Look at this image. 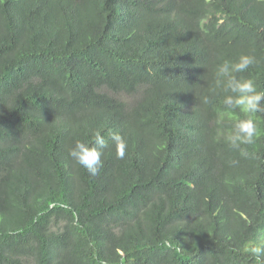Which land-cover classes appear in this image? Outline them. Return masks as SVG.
<instances>
[{
    "label": "trees",
    "instance_id": "1",
    "mask_svg": "<svg viewBox=\"0 0 264 264\" xmlns=\"http://www.w3.org/2000/svg\"><path fill=\"white\" fill-rule=\"evenodd\" d=\"M241 54L264 90V0H0V264H256L264 114L242 156L199 99ZM98 130L127 150L92 176Z\"/></svg>",
    "mask_w": 264,
    "mask_h": 264
},
{
    "label": "clouds",
    "instance_id": "2",
    "mask_svg": "<svg viewBox=\"0 0 264 264\" xmlns=\"http://www.w3.org/2000/svg\"><path fill=\"white\" fill-rule=\"evenodd\" d=\"M255 63L257 59L252 54H241L234 61L223 60L213 69V80L208 85V93L211 95L205 94L199 98L202 104L207 105L211 102L212 96L221 92L226 112L238 110L243 114L244 118L235 120L224 137L225 142L231 148L240 151L242 156L248 155L242 146L253 145L259 137L257 114H264V90H260L252 78L241 75ZM109 140L112 142L116 159L123 160L127 143L118 132H110L106 139L98 130L89 141H76L68 154L76 164L87 170L90 175L96 176L103 168L102 156ZM231 163L235 165L238 161ZM242 252L256 264H264V238L248 242L242 248Z\"/></svg>",
    "mask_w": 264,
    "mask_h": 264
}]
</instances>
